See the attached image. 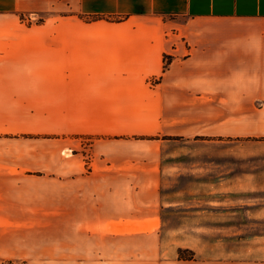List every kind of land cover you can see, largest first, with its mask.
Here are the masks:
<instances>
[{
    "label": "crops",
    "instance_id": "0c3cea01",
    "mask_svg": "<svg viewBox=\"0 0 264 264\" xmlns=\"http://www.w3.org/2000/svg\"><path fill=\"white\" fill-rule=\"evenodd\" d=\"M257 137L264 0H0L3 258L243 264L180 246L129 260L99 239L163 236L180 209L173 144Z\"/></svg>",
    "mask_w": 264,
    "mask_h": 264
},
{
    "label": "rangeland",
    "instance_id": "374dc122",
    "mask_svg": "<svg viewBox=\"0 0 264 264\" xmlns=\"http://www.w3.org/2000/svg\"><path fill=\"white\" fill-rule=\"evenodd\" d=\"M164 152V165L177 172L168 183L178 192L173 196L180 209L171 214L172 223L160 228L163 236L100 237L99 244L106 242L129 260L137 255L152 258L149 254L156 249L172 246H180L189 255L192 249L186 246L191 245L195 254L199 251L214 259L264 264V137L189 138ZM187 204L189 219L183 211ZM90 246L92 242L84 239L83 250ZM25 259L27 264L43 263L38 258Z\"/></svg>",
    "mask_w": 264,
    "mask_h": 264
},
{
    "label": "trees",
    "instance_id": "16d2710c",
    "mask_svg": "<svg viewBox=\"0 0 264 264\" xmlns=\"http://www.w3.org/2000/svg\"><path fill=\"white\" fill-rule=\"evenodd\" d=\"M170 62H171L170 56H166L165 57V63H164V70H166L169 67ZM184 251H185V249L179 248L180 258L192 259L195 257V253L193 250H189V251H191V254H189V255H185ZM0 261H1V264H27L25 260H20V259H15V258L0 257Z\"/></svg>",
    "mask_w": 264,
    "mask_h": 264
},
{
    "label": "built area",
    "instance_id": "2783aa9c",
    "mask_svg": "<svg viewBox=\"0 0 264 264\" xmlns=\"http://www.w3.org/2000/svg\"><path fill=\"white\" fill-rule=\"evenodd\" d=\"M91 138L86 137L82 139V148L83 152L86 156V161L87 165L90 166L92 163V152L90 151V143H91ZM67 152H72V150H68Z\"/></svg>",
    "mask_w": 264,
    "mask_h": 264
}]
</instances>
